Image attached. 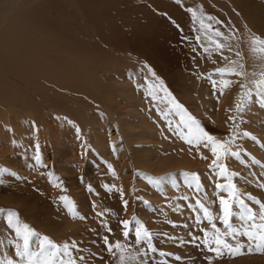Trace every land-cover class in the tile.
Listing matches in <instances>:
<instances>
[{"label":"rangeland","instance_id":"obj_1","mask_svg":"<svg viewBox=\"0 0 264 264\" xmlns=\"http://www.w3.org/2000/svg\"><path fill=\"white\" fill-rule=\"evenodd\" d=\"M121 1L113 0L122 15H113L111 0H11L24 14L12 13L11 28L22 32L0 49V264L20 261L12 212L35 231L33 251L44 236L74 242L84 264H118L120 249L111 255L104 237L125 245V256L148 249L147 264H264L262 252L217 256L203 243L212 223L226 229L220 197L232 201L217 184L233 182L264 203V103L255 90L245 97L264 72V53L252 51L253 37L264 38V0H136L137 8ZM202 6L213 12L204 23L185 18ZM222 24L236 36L223 55L210 48L213 56L190 55L188 65L163 58L166 27L190 36L197 25L217 33ZM132 44L139 49L129 51ZM189 115L217 140H233L239 156L218 161L223 176L211 147L190 136ZM240 199L260 209L240 195L230 221L237 228ZM141 224L156 251L136 244Z\"/></svg>","mask_w":264,"mask_h":264},{"label":"snow or ice","instance_id":"obj_2","mask_svg":"<svg viewBox=\"0 0 264 264\" xmlns=\"http://www.w3.org/2000/svg\"><path fill=\"white\" fill-rule=\"evenodd\" d=\"M217 34L222 35V33L219 32ZM258 43L261 45L259 49L255 47ZM252 45V51L254 53H264V38L259 36L253 37ZM217 47L223 49L225 45L217 42ZM220 71H225V69H220ZM242 74L243 73H238V75ZM225 83L227 85L231 82L228 81ZM253 84L254 89L247 88V92L245 93L246 99L251 100L253 98V90H255V92L260 94V102L264 103V72L260 73V77L253 81ZM241 87L247 86L241 85ZM172 102L175 107L180 109L183 108V106L176 102L174 98ZM244 107L245 105L243 102L236 106L237 111L239 112H242ZM231 119L234 121L235 117H232ZM186 124L190 131V136H192L197 143L204 142L205 147H211L212 152L216 155V159L212 161V166L218 167L220 169L219 174L223 176L227 171V168L225 164L218 163V161L226 155L239 156V152L233 151L231 148L233 140H217L213 135L209 134L203 127H201L199 121L191 115L188 116ZM244 134L251 135L250 133ZM232 135L233 138H235L236 134L233 133ZM193 139H189L188 142L192 143ZM37 159H39V157H37ZM185 175H191L193 180L198 181V174L196 173H185ZM230 175L235 177L240 174L237 172H231ZM197 186L199 185L197 184ZM217 188L228 191L232 203H235L240 195H248L250 199L256 200L260 205V209L259 211H255L245 204L243 199H240L239 203L243 211L239 213V216L243 223L240 228H237L230 222L231 217L236 215V213L232 211V203H230L229 199L221 196L220 205L222 206V215H219L218 218L223 221L226 229L221 232L216 224L212 223V231H205L203 243L208 246V250L216 253L217 256H223L225 254L232 256L242 255L245 250L248 252L264 253V203L259 201L256 197H252L250 194L240 193L237 185L233 182L228 184H217ZM60 199L72 209L73 203L69 198L61 197ZM125 204H127V201H125ZM200 207L203 209L204 215L207 219L210 222L213 221L214 217L210 210L202 203L200 204ZM100 215H103V213H100ZM7 223L15 229L16 235L21 237L23 241L22 244L16 243L15 255L20 257V261L17 262L15 259H9L7 264H84L86 258L83 255L73 254L74 250L78 248V245L74 242L58 244L52 241L48 236H44L40 241L38 249L33 251L31 248V241L32 237L36 235L35 231L26 222L21 224L15 212L9 214ZM122 223L127 226L129 221H122ZM110 230L111 229H109V231ZM124 235L127 236L128 232L125 231ZM240 236L246 237V240H240ZM104 240L105 243L108 244L107 251L111 255L115 256V252L113 251L114 248L120 249L121 254L116 257L118 264H147L145 258L147 257L148 249H144L142 254L141 250L137 249L135 254L125 256L124 252L126 251V246L121 244L120 241H116L115 244H112L108 242L107 237H104ZM143 241L148 242L149 249L156 251V249L152 247V233L141 224L136 229L135 242L139 245ZM127 247H131V245H128ZM161 254L163 255V253ZM177 259H179V257H177Z\"/></svg>","mask_w":264,"mask_h":264},{"label":"bare ground","instance_id":"obj_3","mask_svg":"<svg viewBox=\"0 0 264 264\" xmlns=\"http://www.w3.org/2000/svg\"><path fill=\"white\" fill-rule=\"evenodd\" d=\"M115 1V0H114ZM125 0H122L121 2L123 3ZM111 2H113V0H111ZM118 2V1H117ZM138 2V1H137ZM199 2V1H198ZM103 3V1H102ZM115 3V2H113ZM119 3V2H118ZM17 3H13L11 2V0H0V20L1 25H0V49H2L3 45L2 44V39H5L7 41H9L11 38H16L17 36L20 37V33L22 32V28L18 27H13L11 28V22L13 20L14 17H11L12 13L17 11L19 13L20 16H23L24 12L20 11V8H17L16 6ZM104 4V3H103ZM107 4V3H106ZM111 4V3H110ZM133 4V2H132ZM220 4V3H219ZM20 5V4H19ZM131 5V4H130ZM134 5L137 8L138 5L136 3V0L134 1ZM212 5V4H211ZM215 5V4H214ZM112 4H111V8H112ZM114 8L112 10L115 11V13H113V15H115L116 13H118V15H122V9L120 8V6H116V3L114 4ZM200 6V5H199ZM195 8V7H194ZM23 9V8H22ZM197 9V8H196ZM215 9V8H214ZM133 11V10H132ZM131 11V12H132ZM93 12V11H92ZM135 12H137V9H135ZM189 13V14H188ZM210 14H213L212 10L205 8V7H200L198 8V10L196 11H190L187 12V14L185 15V18L188 19V21H190V19L193 20V22H196L199 20H201L204 23V19L206 18V16L208 17ZM14 15V14H13ZM18 16V15H17ZM94 17V16H93ZM21 18V17H20ZM15 19V18H14ZM26 19V18H24ZM22 20V19H20ZM30 20V19H29ZM100 20V19H99ZM15 21V20H14ZM105 21V19H104ZM23 22V21H22ZM14 24V23H13ZM15 25V24H14ZM29 25V24H28ZM16 26V25H15ZM24 26V23H23ZM11 28V31H10ZM28 28V27H27ZM204 28V27H203ZM203 28L201 26H198L195 28L194 32L192 35L187 36L186 33L183 34V31H180L179 29L176 30V28H172V27H166L165 29H163L162 33H161V54L163 55V58H165L166 60H170V61H176L177 63H180L182 65H188L189 61H188V56H192L193 59H195L197 57H201L205 54H209L210 56H213L211 54L214 53V51H218L219 53H222L223 55V49H220L217 47V42L222 43L225 45L224 47V51L225 49H227L226 46L227 44H231L235 41L236 36H234L235 34L232 33V30L229 29L226 25H223L220 27V31L219 33H222V35H218L217 33H211V32H206L205 30H203ZM7 29V37H4L6 33H3V30ZM9 30V31H8ZM25 30V29H24ZM179 30V31H178ZM237 31V30H236ZM235 31V32H236ZM26 32V31H25ZM40 32V31H39ZM57 32V31H56ZM26 37V36H25ZM25 37L23 36V38L25 39ZM54 38V37H53ZM27 39V38H26ZM239 40V39H238ZM38 41V40H37ZM5 41H3L4 43ZM33 42V41H32ZM241 43V42H240ZM26 44V43H25ZM131 44V43H130ZM248 44V43H247ZM125 45V44H124ZM132 44V46L130 47L129 51H136L138 50V46ZM235 45V44H234ZM33 47V45H32ZM250 47V46H249ZM29 48V47H28ZM42 48V47H41ZM212 49V53H207L208 51H205L207 49ZM231 48V45H230ZM229 48V49H230ZM48 49V48H47ZM244 49V48H243ZM250 49V48H249ZM40 50V49H39ZM228 50V49H227ZM234 50V49H233ZM246 50V49H245ZM36 51V50H35ZM38 51V50H37ZM211 51V49H210ZM249 51V50H248ZM1 52V51H0ZM27 52V51H25ZM33 52V51H32ZM226 52V51H225ZM39 53V51H38ZM42 53V52H40ZM99 53V52H98ZM217 53V52H216ZM238 53V51H237ZM5 54V53H4ZM2 55V53L0 54ZM35 55V53H34ZM70 55V54H69ZM74 55V54H73ZM71 55V56H73ZM225 55V54H224ZM232 55V54H231ZM7 56V55H6ZM233 56V55H232ZM240 58V55H238ZM244 56V55H243ZM8 57V56H7ZM35 57V56H34ZM46 58V57H45ZM202 58V57H201ZM216 58V57H215ZM238 57H236L234 60H236ZM238 58V59H239ZM1 59V58H0ZM36 59V58H35ZM47 59V58H46ZM212 59V58H211ZM210 59V60H211ZM42 60V59H41ZM201 60V59H200ZM29 61V60H28ZM194 61V63H195ZM4 62V61H3ZM31 62V61H30ZM100 62V61H99ZM34 63V62H33ZM42 63V62H41ZM48 63V62H47ZM53 63V62H52ZM59 63V62H58ZM212 63V62H211ZM5 64V63H4ZM70 64V63H69ZM29 65V64H28ZM58 65V64H57ZM21 66V64H20ZM47 66V65H46ZM55 66V65H54ZM53 66V67H54ZM214 66V65H213ZM2 67V66H1ZM32 67V66H31ZM43 67V66H42ZM52 67V68H53ZM56 67V66H55ZM93 66H88V68ZM98 67V66H97ZM13 68V67H12ZM11 68V69H12ZM24 68V67H23ZM38 68V67H37ZM80 68V67H79ZM95 68V67H94ZM61 69V68H60ZM96 69V68H95ZM45 70V69H44ZM206 70V69H205ZM1 71V70H0ZM8 71V70H7ZM10 71V70H9ZM54 71V70H53ZM88 71H90L88 69ZM87 71V72H88ZM93 71V70H92ZM96 71V70H95ZM47 72V71H46ZM48 73V72H47ZM89 73V72H88ZM3 74V73H2ZM65 74V73H64ZM111 77H113L114 72L111 71L110 72ZM56 75V74H55ZM5 76V75H4ZM9 78V77H7ZM57 78V77H56ZM1 79V78H0ZM6 79V78H5ZM51 80V79H50ZM23 83V82H21ZM53 83V82H52ZM20 84V83H19ZM7 91V90H6Z\"/></svg>","mask_w":264,"mask_h":264}]
</instances>
